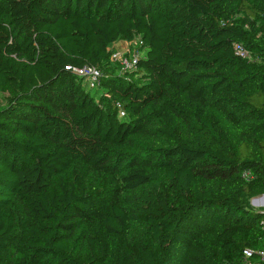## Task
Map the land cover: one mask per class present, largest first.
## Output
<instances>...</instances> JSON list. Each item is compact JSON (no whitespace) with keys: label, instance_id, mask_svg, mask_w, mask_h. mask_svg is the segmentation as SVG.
<instances>
[{"label":"trees","instance_id":"obj_1","mask_svg":"<svg viewBox=\"0 0 264 264\" xmlns=\"http://www.w3.org/2000/svg\"><path fill=\"white\" fill-rule=\"evenodd\" d=\"M263 194L264 0H0V264H258Z\"/></svg>","mask_w":264,"mask_h":264},{"label":"built area","instance_id":"obj_2","mask_svg":"<svg viewBox=\"0 0 264 264\" xmlns=\"http://www.w3.org/2000/svg\"><path fill=\"white\" fill-rule=\"evenodd\" d=\"M128 49L126 52L118 51L113 48L111 50L110 62L111 64L118 67V73H131L136 70V64L139 59L143 56V51L141 50L142 44L139 42L128 43ZM235 53L241 58H248L247 52L242 50L239 46L235 47ZM67 70L73 72L79 78H81L88 90L97 89L100 85L101 79L103 78V73L100 69L85 65L82 68H66ZM123 116V113H120ZM245 256L250 257V252H244ZM258 264H264V252L257 253Z\"/></svg>","mask_w":264,"mask_h":264},{"label":"rangeland","instance_id":"obj_3","mask_svg":"<svg viewBox=\"0 0 264 264\" xmlns=\"http://www.w3.org/2000/svg\"><path fill=\"white\" fill-rule=\"evenodd\" d=\"M94 90H89V91H94ZM100 188H104V187H100ZM250 204L255 209H264V194L256 196L253 199H251Z\"/></svg>","mask_w":264,"mask_h":264},{"label":"crops","instance_id":"obj_4","mask_svg":"<svg viewBox=\"0 0 264 264\" xmlns=\"http://www.w3.org/2000/svg\"><path fill=\"white\" fill-rule=\"evenodd\" d=\"M128 42L125 41H119L116 44L113 45V48L118 51L126 52L128 49Z\"/></svg>","mask_w":264,"mask_h":264}]
</instances>
